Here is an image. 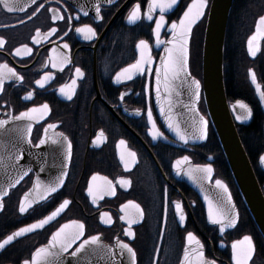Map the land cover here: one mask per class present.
<instances>
[{
  "label": "flooded vegetation",
  "instance_id": "af4514ba",
  "mask_svg": "<svg viewBox=\"0 0 264 264\" xmlns=\"http://www.w3.org/2000/svg\"><path fill=\"white\" fill-rule=\"evenodd\" d=\"M191 1L179 0L170 13L164 14L165 24L159 37L163 43L157 44L154 30L160 13H153L152 20L146 18L150 0H14L16 7L12 12L4 6L5 0H0V38L4 40L0 45V65L7 64L16 73L8 79L7 69H0L4 76L0 120L7 121L0 126V153H11L0 160V167L11 172V176L3 181L2 176L0 181L15 182L0 196V243L20 228L46 218L65 200L70 201L43 228L4 247L0 264H31L34 252L45 246L62 225L78 229L71 225L72 221L84 225V234L67 255L81 242L97 236L109 247L128 245L135 253L134 264H183L186 249L194 264L198 247L187 240L188 233H192L203 245L204 259L210 264H235L232 245L246 236L254 246L248 264H264V240L237 192L221 149L209 142L210 124L205 142L195 146L172 137L159 114L163 86L161 77L158 96L156 72L168 48L169 28ZM137 3L141 18L132 23L128 17ZM263 13L264 8L255 20ZM255 20L240 46L243 65L233 72L238 76L232 74L225 94L229 106L243 102L250 109L249 122L235 125L237 133L253 126L254 136L263 143L260 150L246 156L264 197V171L259 165L264 155V111L248 80L252 71L264 93V39L254 60L249 59L245 49ZM201 23L192 31L188 63L191 77L199 82L201 68L197 70L192 58V40L201 34L203 40ZM84 26L93 28L95 35L85 39L83 33L76 31ZM140 40L148 41L149 50L144 57H150L149 62L142 65L143 71L134 72L131 80L121 74L117 81L122 69L140 59ZM46 75L50 78L44 86L37 85L36 81ZM73 80L74 92L65 89L72 94L69 100L59 90ZM241 82L242 92L238 88ZM30 93L31 98L26 99ZM44 104L49 106L47 111L42 109ZM33 108L38 111L30 112ZM149 109L155 128L147 116ZM200 112L207 116L202 103ZM22 113L27 115L19 118ZM11 123L13 131L9 133ZM153 132L162 135L153 138ZM41 139L44 144H40ZM6 144L10 148H4ZM130 153H135V157ZM183 157H188V161L183 162ZM178 160L182 161L179 167ZM65 165L67 171L59 189L20 213L22 196L35 185H58ZM205 166L211 167V173L203 171ZM196 169L209 186L219 180L229 191L238 216L232 230L222 231L221 225L212 223L209 207L184 180L185 176L192 177ZM129 202L138 204L142 215ZM177 204L182 211H177ZM181 215L185 217L183 222ZM130 219L134 221L131 224Z\"/></svg>",
  "mask_w": 264,
  "mask_h": 264
},
{
  "label": "water",
  "instance_id": "95a60500",
  "mask_svg": "<svg viewBox=\"0 0 264 264\" xmlns=\"http://www.w3.org/2000/svg\"><path fill=\"white\" fill-rule=\"evenodd\" d=\"M233 1L234 0H210V3H208V0H206L203 15L193 23L191 32L187 37L186 71L180 73L179 76L169 74L167 77V84H165V77L161 75L163 87L160 93L162 105L159 108V114L166 131L172 137L185 143L184 140L180 139V135H184L187 138L186 144L195 146L205 142L207 139L208 125H211L237 192L239 193L245 208L253 221V224L264 240V197L256 181L255 175L235 127L236 124H247L250 120L251 113L249 115L245 109L240 107L238 102H235L230 106L227 104L223 83L224 39ZM178 3L179 0H177V3L164 14L170 13L171 10L178 5ZM192 3L193 0L189 5ZM184 12L176 22L177 24L183 17ZM154 13H159V9H157ZM205 16L206 21L201 51V82H199V89L197 90L195 84L192 83L195 79L192 78L189 73V44L193 29L204 19ZM261 17H264V13L255 20L253 33L247 38L245 43L246 53L250 60H254L258 55L261 41L264 39V25H260V31L259 33L257 32L258 22ZM169 32L171 33L169 41H171L173 39L171 26L169 28ZM254 35L256 36V39L252 42V48L255 51V55H252L249 51V39ZM154 36L156 37L155 31ZM172 46V44L168 43V48H171ZM164 53L165 56H163V60L167 55L166 52ZM252 74L253 72L249 71V84L253 88L255 95L260 102L261 108L264 111V97H262V91L257 83L256 77L255 82L253 81ZM201 99L203 100L204 108L206 110V117H204L199 111ZM248 110L250 109L248 108ZM238 116L241 117V119H237ZM201 118L207 122L206 135L203 136L201 129L204 128V125L201 123ZM169 125H171V127ZM12 126L13 124L11 123L9 133L13 131ZM4 148H10V146L6 144V146L4 145ZM7 153L10 152L0 153V160L7 157L5 155ZM262 158H264V155L260 158L259 165L264 171V159ZM197 170L198 169H196L192 177L188 178V176H185L184 180L196 190L206 207L211 206L214 209L227 207L231 209L235 224L232 227H225L223 230H232L237 223L238 216L229 191L223 184L218 186L215 183L213 187L209 186L208 180H203ZM66 171L67 165L64 166V170L61 173L62 178H64L65 175L63 174L66 173ZM2 176V181L6 180L11 176V172H8L4 168L0 167V179ZM14 183L15 182H13V180L7 184H1L0 181V196L2 194L5 195L9 189L13 188ZM53 186H55L57 190L59 189V184L52 185L51 187ZM51 187L43 188L38 185L32 186V188L22 196L19 203V209L22 201L26 207L31 205V207H28L29 210L34 205L43 201V199H41L42 196L47 197L57 191L51 192ZM25 197H27V199H25ZM0 205H2L1 202ZM1 207L2 206H0V209ZM65 231L76 233L79 229H75L72 225V227L69 226V228ZM25 234L23 236H25ZM21 237L15 238L10 243ZM62 237L53 245L51 236L48 243L41 247L45 249L44 253H41L40 256H35L36 251L41 248H38L34 252L31 264H33L34 256L36 264H134L132 253L126 248H123L122 245L115 244L114 246L109 247L99 238L95 243L89 242L88 244H85L84 248L77 252L76 255H67L70 249H72V247L79 242L82 236H80L76 242L68 248L67 252L62 251L61 249ZM243 241L244 238L239 242ZM239 247L241 249L245 248L246 250L247 244H238V249ZM2 249H0V251ZM186 252L189 260L190 252L187 249L185 250V254ZM194 260L196 261V257ZM182 263L186 264L185 255Z\"/></svg>",
  "mask_w": 264,
  "mask_h": 264
},
{
  "label": "snow or ice",
  "instance_id": "6c2138e0",
  "mask_svg": "<svg viewBox=\"0 0 264 264\" xmlns=\"http://www.w3.org/2000/svg\"><path fill=\"white\" fill-rule=\"evenodd\" d=\"M32 3H36V0H32ZM177 3V0H150L149 5H148V11L146 13V18L148 20H152L153 19V13L159 9V19L155 22V35L157 37V44L163 43V41H160L159 37H160V30L162 28V26L165 24V15L164 13L171 9L175 4ZM4 6L7 8V10L9 12H12L16 5L13 2H7V0H5ZM206 6V0H193V3L191 5L188 6L187 10L184 12L183 17L179 20V23L177 24L176 22H173L171 24V31H172V36L173 39L171 41H169L168 43L172 44L173 46L171 48H166L165 52H166V58L162 61L161 63V68L159 70H157L156 72V76H157V95L159 96V92H160V88H159V83H160V78L161 75H163L165 77V84H167V77L169 76V74L173 75V76H179L180 73L185 72L186 71V65H187V37L189 36L190 32H191V27L193 25V23L200 17L203 15V9ZM40 7H43V5H40ZM21 11H23L24 9L21 8ZM39 9H37L38 11ZM96 12L99 14L100 12V8L97 7L96 8ZM86 14V13H85ZM141 18V11H140V5L139 3H137L129 17L128 20L129 22H136L137 20H139ZM102 19V17H101ZM260 25H264V17H261L259 19L258 22V26H257V32L259 33L260 31ZM53 32H55L56 30L53 29ZM76 31L78 33H83L84 34V38L88 39L90 38V36H94L95 35V31L93 28H91L90 26H84L81 28H77ZM39 35V33H38ZM256 39V36L254 35L253 37H251L249 39V51L252 55H255V51L252 48V42ZM4 44V40L2 38H0V45ZM65 48L68 47L67 44L64 45ZM137 47L139 49H141V56L140 59L137 60L135 63L128 65L126 68L121 70V73L117 74V81L120 80V76L121 74H127L126 78L128 80H131L133 78V73L134 72H140L143 71L142 69V65L145 63H148L150 60H146L144 57V52L149 50V44L148 41L146 40H140L139 44L137 45ZM19 54V52H18ZM55 66V65H54ZM0 69H7V78L8 79H12L13 77L16 76V73L13 69L8 68L7 64L4 65H0ZM77 74L82 75V73H80L79 69H76ZM253 75V81L255 82V75L254 73ZM17 79H23L22 77H16ZM50 77L48 75H46L42 80H38L36 81L37 85H39L40 87L44 86V83L49 79ZM192 83L195 84L196 89H199V81H195L193 80ZM75 84L76 81L73 80L71 85H64L60 88V92L61 94L65 95L69 100L72 99V94H70L69 92H66L65 89H70L74 92V88H75ZM3 85H4V76L0 75V91H3ZM262 97H264V93H262ZM31 98V93L28 95V97H26V99H30ZM123 95L121 96V99H123ZM240 107L242 109H245L248 114L250 115V110H248L247 105L238 102ZM49 108V106L47 104H44L42 106V109L44 111H47ZM30 112H36L38 111V109L33 108L29 110ZM139 112V110H137ZM27 113H22L21 116L19 118H23L24 116H26ZM147 116L150 122L153 123V127L155 128V123L153 121V117H152V112L149 109L147 112ZM237 119H241V117H237ZM7 121L4 120H0V126L6 124ZM201 123L204 125V128L201 129L202 132V136L206 135V124L207 122L203 120V118H201ZM171 127V125H169ZM49 128L55 127V125H49ZM30 131V128H29ZM47 131V130H45ZM63 135V134H61ZM157 135H162V133H158V132H153V138H156ZM66 139V138H65ZM180 139L184 140L185 143H187V138L184 135H180ZM30 142V141H29ZM45 140L41 139L40 140V144H44ZM62 143V141H61ZM121 143L123 144L124 141H121ZM67 159L70 161L71 159V142L69 141L67 144ZM130 155L132 157H135V153H130ZM188 157H183V162H187L188 161ZM264 159V158H262ZM182 161L178 160L176 162L177 166L179 167L181 165ZM203 171L207 172V173H211L212 169L210 166H205ZM27 172H24V175H27ZM63 175H66V173H64ZM21 179H23V176H21ZM93 179H95V177H93ZM58 184H62L63 183V178H59L57 180ZM216 184L218 186H220L222 184L221 181H216ZM226 187V186H225ZM57 189L55 186L50 188L51 192H55ZM89 194H92V188L89 187ZM45 197H41V199H44ZM25 199H27V197H25ZM70 203V201L65 200L60 206L59 208H57L55 211H53L49 216H47L44 219H41L39 221H37L36 223H33L27 227H23L20 228L18 231H16L15 233H13L12 235L7 236V238L0 243V249H2L5 245L9 244L11 241H13L15 238L17 237H21L23 236L25 233H30L33 232L37 229L43 228L46 224H48L49 222H51L52 220H54L64 209L65 207ZM130 205H132L133 208L136 209V211L142 215V210L140 209V206L138 204H133L132 202H129ZM2 206V205H0ZM28 207H31V205H28L27 207L25 206L24 202H21L20 205V212L24 213L28 210ZM126 207V206H125ZM177 211L180 212L182 211L181 207L179 204H177ZM106 215V214H105ZM209 218L212 221V223L214 224H219L221 225V230L223 231V229L225 227H232L235 224V221L233 219V214L230 208L227 207H219V208H212L211 206L209 207ZM121 219H124V217H121ZM185 219V217L183 215L180 216V220L181 222H183ZM133 220H129V223H133ZM71 224H75L78 226L79 231L76 233H71V232H66L65 230L69 228V224H65L62 225L53 235H52V242L53 245L55 244V242L58 241V239H60L62 237V243H61V249L64 252L68 251V248H70L72 246V244H74L76 242V240L80 237L83 236L84 234V225L82 223H79L77 221H72L70 222ZM128 235H133L131 232L128 233ZM98 240L97 236H93L90 237L89 240H85L83 243L80 244V246L71 254L72 255H76L77 252H79L81 249L84 248L85 244H88L89 242L95 243ZM187 240L189 241V243L195 242V244L198 247L197 252L195 253L196 255V261L194 262V264H210V262H208L207 260L204 259V253H203V245L200 244V242L195 238V236L192 233H188L187 235ZM241 243H246L247 244V249H238V244ZM123 248H128V245L124 244L122 245ZM233 248V253H234V260H235V264H248V260L251 258L253 252H254V246L252 245L251 242V238L250 237H244V241L243 242H236L232 245ZM129 252L132 253V256H135V253L132 251V249L128 248ZM45 249L41 248L38 249L35 253V256H40L41 253H44ZM35 256L33 259V264H36L35 262ZM185 259H186V264H193V262H190L188 260V254L186 252L185 254ZM24 264H29V261H25ZM214 264V262H213Z\"/></svg>",
  "mask_w": 264,
  "mask_h": 264
},
{
  "label": "trees",
  "instance_id": "16d2710c",
  "mask_svg": "<svg viewBox=\"0 0 264 264\" xmlns=\"http://www.w3.org/2000/svg\"><path fill=\"white\" fill-rule=\"evenodd\" d=\"M264 0H234L228 22L226 27L224 49H223V81L224 89H228L229 79L232 74L238 76L236 73L240 65H243L242 56L244 52H240V46H242L243 39L250 31L251 25L256 16L263 11ZM205 21L200 25L203 33ZM201 47H202V34L194 35L192 40V58L196 63V68H201ZM239 90L244 91V84L241 82L238 84ZM202 110L205 112L204 105L202 103ZM256 130L253 126L245 128L244 131L238 132L239 139L244 148L245 153L253 150H260L263 147V143L258 140L254 135ZM209 142L215 144L219 149V144L216 136L213 132L211 125H209Z\"/></svg>",
  "mask_w": 264,
  "mask_h": 264
}]
</instances>
